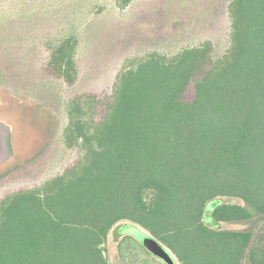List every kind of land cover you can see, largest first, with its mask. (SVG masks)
Instances as JSON below:
<instances>
[{"label":"trees","instance_id":"trees-1","mask_svg":"<svg viewBox=\"0 0 264 264\" xmlns=\"http://www.w3.org/2000/svg\"><path fill=\"white\" fill-rule=\"evenodd\" d=\"M25 1L0 0V86L64 107L59 143L71 155L50 179L0 184V264H112L107 251L116 264H164L121 232L130 226L180 264H264V227L256 237L203 223L218 199L231 202L214 209L216 222L264 218V0H228L221 57L209 40L148 50L125 58L101 92L74 90L77 32L16 46L26 23L63 13ZM134 1L114 4L125 11ZM56 81L73 89L66 100L51 92Z\"/></svg>","mask_w":264,"mask_h":264},{"label":"rangeland","instance_id":"rangeland-1","mask_svg":"<svg viewBox=\"0 0 264 264\" xmlns=\"http://www.w3.org/2000/svg\"><path fill=\"white\" fill-rule=\"evenodd\" d=\"M72 1L82 9L81 14L76 9L72 13L71 7L67 9V5L74 4ZM53 2V7L62 4L63 13L46 16L38 23H26L25 29L29 32L24 38H15L16 46L29 43L31 37L40 43L42 37L55 40L77 32L81 36L77 53L80 81L75 91H110L124 59L143 55L148 50L157 48L172 54L185 46L209 40L218 58L229 45L228 0H136L125 11H119L114 0H27L25 4L47 12ZM98 7L105 9L101 15L93 12ZM48 55L43 47L42 57L45 59ZM51 87V92L63 100L73 91L57 81ZM50 105L0 86V121L13 127L16 152L14 159L0 166V184H34L50 179L65 167L71 153L59 143V137L67 119L64 107L58 108L57 104L54 110ZM229 202L231 199H218L207 204L203 223L213 229L254 230L257 237L264 227V218L230 226L214 220V209ZM125 231L121 229L128 234ZM115 240L116 234L111 235L112 249ZM106 253L110 262L116 264L113 254Z\"/></svg>","mask_w":264,"mask_h":264},{"label":"water","instance_id":"water-1","mask_svg":"<svg viewBox=\"0 0 264 264\" xmlns=\"http://www.w3.org/2000/svg\"><path fill=\"white\" fill-rule=\"evenodd\" d=\"M14 155L13 127L5 121H0V165L11 160ZM127 231L156 259L164 264H179L173 254L149 233L132 226L127 228Z\"/></svg>","mask_w":264,"mask_h":264},{"label":"crops","instance_id":"crops-1","mask_svg":"<svg viewBox=\"0 0 264 264\" xmlns=\"http://www.w3.org/2000/svg\"><path fill=\"white\" fill-rule=\"evenodd\" d=\"M13 146H14V143H13ZM14 149H15V147H14ZM15 154H16V152H15ZM14 157H15V155H14ZM14 157H13L12 159H14ZM12 159H11V160H12ZM11 160H9V161H11ZM9 161H8V162H9ZM8 162H6V163H8ZM6 163H4V164H2V165H5ZM2 165H0V166H2Z\"/></svg>","mask_w":264,"mask_h":264}]
</instances>
